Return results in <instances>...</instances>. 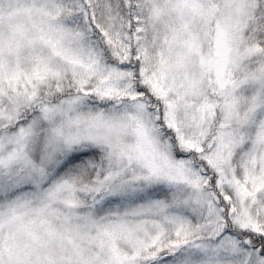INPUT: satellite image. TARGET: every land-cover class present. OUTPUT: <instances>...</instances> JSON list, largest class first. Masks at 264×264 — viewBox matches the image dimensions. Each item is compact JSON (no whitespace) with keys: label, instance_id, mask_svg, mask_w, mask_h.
Wrapping results in <instances>:
<instances>
[{"label":"snow or ice","instance_id":"1","mask_svg":"<svg viewBox=\"0 0 264 264\" xmlns=\"http://www.w3.org/2000/svg\"><path fill=\"white\" fill-rule=\"evenodd\" d=\"M0 264H264V0H0Z\"/></svg>","mask_w":264,"mask_h":264}]
</instances>
